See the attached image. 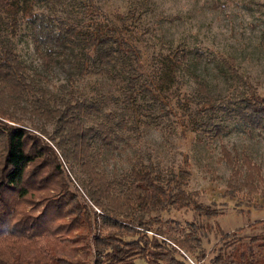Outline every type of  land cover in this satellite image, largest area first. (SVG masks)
<instances>
[{"label": "trees", "instance_id": "trees-1", "mask_svg": "<svg viewBox=\"0 0 264 264\" xmlns=\"http://www.w3.org/2000/svg\"><path fill=\"white\" fill-rule=\"evenodd\" d=\"M34 1L0 0V28L5 25L14 34L19 17H25L46 67L69 61L81 77L112 79L116 75L111 70L119 68L125 113L98 121L94 114L99 103L74 94L56 99L43 89L25 108L19 107L35 88L10 40L0 36V264H136V257L146 264H191L187 257L196 264H264V219L250 224L259 231L247 238L238 235L240 228L226 233L217 227L220 245L204 262L201 225L161 220L153 214L173 206L207 219L218 215L215 208L198 201L197 190L185 189L189 177L185 168H161L147 152L127 156V172L116 174L102 166L99 148L116 149V141L129 133L139 136L141 125L158 127L171 114L160 93L181 84L176 72L184 67L186 49L177 45L157 55L152 78L144 80L140 50L130 41L140 19L136 10L109 15L94 0H73L82 7L80 16L55 18L35 12ZM221 61L234 75L232 58ZM191 76L193 94L175 100L185 118L180 120L184 128L209 141L219 140L228 131L217 120L222 114L264 128V95L249 82L239 76L235 94L222 98ZM17 110L41 123L27 126ZM46 124H53L51 133ZM61 158L76 169L78 190H73ZM217 161L228 168L226 191L264 196V173L247 153L220 144ZM77 242L83 243L92 262L53 252L55 243Z\"/></svg>", "mask_w": 264, "mask_h": 264}, {"label": "rangeland", "instance_id": "rangeland-1", "mask_svg": "<svg viewBox=\"0 0 264 264\" xmlns=\"http://www.w3.org/2000/svg\"><path fill=\"white\" fill-rule=\"evenodd\" d=\"M35 12L51 17L80 16L82 7L73 0H35ZM106 13H127L136 10L140 19L131 42L140 50L141 78L150 80L156 68V56L166 54L177 45L186 49L184 67L176 72L179 86L173 85L160 93V100H166L171 114L163 117L158 127L141 125V134L129 133L123 140L116 141L117 148H99L102 166L109 172H127L130 163L127 156L149 153L154 163L161 168L181 166L189 172L186 190H197L198 201L218 211L216 217L207 219L197 216L188 208L166 206L153 212L161 220L171 219L184 224L186 221L201 225L200 248L206 254V262L219 244L217 227L226 233L240 228L238 235L247 238L258 232L250 224L264 219V196L247 197L244 192L226 191L228 168L217 161L219 145L234 147L247 153L258 163L264 173V128L250 127L235 117L222 114L217 120L226 125L228 131L218 140H207L201 133L183 127L180 120L185 118L175 106V100L183 95H192L194 81L191 75L203 80L210 92L222 98L233 96L239 87V76L249 82L255 92L264 95V0H94ZM114 19V18H113ZM19 27L13 34L2 25L0 36L10 40L12 51L25 67L28 80L33 84L35 94H28L19 107H26L30 98L43 89L57 98L74 94L79 99L100 104L94 114L99 120L112 121L123 113L125 89L123 74L119 68L111 70L116 78L107 75L79 76L65 61L46 67L35 48L34 31L25 17H19ZM115 23H119L114 19ZM232 58L234 75L221 59ZM71 59V56H69ZM142 102V99L139 98ZM53 100H49L50 104ZM17 104V105H18ZM125 113V111H124ZM17 116L27 126L40 124L30 120L28 114L17 110ZM90 125L91 122H85ZM45 128L51 133L53 124ZM124 136V135H122ZM46 138L45 136H43ZM52 144L51 142H49ZM96 146L98 143L95 144ZM2 146H0V149ZM58 153V149H56ZM68 180L78 190L76 169L72 170L61 158ZM75 174H74V172ZM77 185V186H76ZM153 227H156L154 224ZM150 234L151 232L148 231ZM218 243V244H217ZM217 245V246H216ZM53 252L59 256L88 259L91 254L83 243L71 245L55 243ZM186 253V252H183ZM136 264H146L136 257ZM90 264V263H89Z\"/></svg>", "mask_w": 264, "mask_h": 264}, {"label": "built area", "instance_id": "built-area-1", "mask_svg": "<svg viewBox=\"0 0 264 264\" xmlns=\"http://www.w3.org/2000/svg\"><path fill=\"white\" fill-rule=\"evenodd\" d=\"M187 260H188V262L189 263H191V264H196V262H193L191 259H189L188 257H187Z\"/></svg>", "mask_w": 264, "mask_h": 264}]
</instances>
